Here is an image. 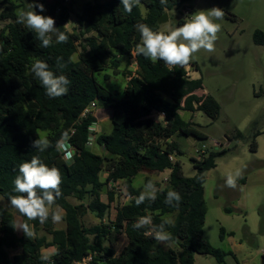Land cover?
Here are the masks:
<instances>
[{
    "label": "trees",
    "instance_id": "obj_1",
    "mask_svg": "<svg viewBox=\"0 0 264 264\" xmlns=\"http://www.w3.org/2000/svg\"><path fill=\"white\" fill-rule=\"evenodd\" d=\"M52 1L50 12L45 16L54 18L57 28L68 35V40L60 44L53 41L48 48L40 47L32 30L17 23L19 6L13 0L0 2V22H4L0 29V197L8 201L9 196L19 195L13 191L19 165L38 156L61 173L62 195L56 206L65 213L66 228L55 229L51 218L41 224L20 215L33 228L36 237L19 236L13 227L14 215L0 205V264H75L86 258L91 259L89 264H194L196 254L212 256L217 264H224L225 257L234 254L214 248L204 238L207 214L204 185L205 173L215 169L217 160L229 149L206 151L201 159H193L196 174L189 178L174 160L182 151L172 141L176 135L205 139L192 121L182 118L181 112H201L215 121L221 106L212 95L199 94L204 90L202 77L191 80L186 76L188 65L199 72L197 63L170 68L162 61L153 63L136 54V45L140 43L137 23L159 31V17L192 0H167L164 5L160 0H141L145 15L140 6L134 7L131 14L125 12L120 0L87 3L76 14L77 26L72 32L64 27L72 10L64 0ZM184 23L179 20L178 26ZM253 40L257 45H264V33L255 31ZM76 54L78 59L74 60ZM57 57H63L65 67H57ZM36 59L46 62L56 75L63 74L71 81L66 95L47 97L40 81L30 71ZM122 59L128 64L134 60L135 73L120 70ZM108 69L129 78L120 99L119 92L109 91L97 79L101 75L109 80L110 75L104 73ZM92 102L98 108L111 109L112 131L96 137L103 155L93 153L88 145L89 129L97 122L96 117L82 118ZM154 112L164 114V119H154ZM256 124L257 121L253 123ZM64 133L68 134L75 151L72 161H65L55 147ZM37 134L47 135L52 144L45 152H38L32 146ZM261 134L258 131L250 139L238 131L230 139L251 141L250 150L257 152L256 140ZM166 170H170L168 186L162 189L155 184L159 188L156 199L136 206L135 199L143 189L134 186V178L141 172ZM103 172L107 173L105 181L100 178ZM118 181L125 184L131 199L118 206L115 217L110 219L115 192H108L107 201H103L102 193L110 183ZM237 181L244 184L246 177ZM173 190L182 197L178 208L164 202L166 194ZM87 197L91 199L88 209L101 220L92 227L83 224L80 206L69 201V198L83 201ZM172 214L174 221L166 226L171 233L167 245L162 246L146 236V229L133 228L139 217L150 216L158 225ZM41 230L45 235L39 237ZM122 234L127 244L118 253L116 246ZM224 235L221 229V237ZM47 236L51 238L49 242ZM170 244H175L177 249L170 248ZM50 247L55 248L50 261L41 260L42 249ZM18 248L21 253L10 257L8 251Z\"/></svg>",
    "mask_w": 264,
    "mask_h": 264
},
{
    "label": "rangeland",
    "instance_id": "obj_2",
    "mask_svg": "<svg viewBox=\"0 0 264 264\" xmlns=\"http://www.w3.org/2000/svg\"><path fill=\"white\" fill-rule=\"evenodd\" d=\"M13 1L19 6L18 9L25 10H28V5L32 2V0ZM107 1L109 0H64L63 3L73 12L64 27L70 32L73 31L77 26L76 14L81 12L85 4ZM37 2L43 3L45 8L43 13L47 15L53 1L37 0ZM185 6L192 9L191 15L198 10H208L213 7L224 10L223 19L215 21L221 25L214 45L215 50L213 52L200 50L190 60V63H197L198 76L203 79V89L218 101L221 112L215 121L201 112L194 114L182 112L183 119L192 121L205 139L174 136L172 141L176 142L182 151V155L174 159L182 166L184 176L190 178L196 174L193 159H201L206 151L229 149L225 156L217 160V167L205 173L204 200L207 214L203 228L204 238L214 248L234 254V256H226L224 264H262L264 257V45L255 44L253 35L257 30L264 33V0H192L180 8L169 11L168 21L160 25L158 32L167 33L179 27V20L186 21L183 14ZM140 9L145 15V6H140ZM1 10L0 5V13ZM3 25L4 22H0V29ZM73 59L77 60L78 54L74 55ZM135 66L133 61L129 64L125 62V68L120 70L127 69L135 73ZM104 73L110 75L109 80H105L101 75H97V79L109 91L119 92L118 99H120L127 86L126 78L122 74L115 75L111 69ZM256 121L257 124L253 125ZM96 131L97 134L111 132L112 122L98 123ZM238 131L250 139L258 131L262 132L256 140L257 152L250 150L251 141L230 139ZM91 151L98 155L104 154L97 143L92 144ZM237 170L242 173L238 180L246 177L245 183L237 181L236 188L227 187L225 183L227 175ZM166 177L165 173L152 175L141 172L134 178V186L143 189L146 179L150 178V181L164 189L168 186ZM101 179L105 181L103 175ZM118 186L119 188L114 190L106 187L102 193L103 201H107L108 192H115L114 203L111 205L108 217L110 219L115 217L118 206L129 202L128 194L121 189L125 184L121 182ZM69 201L80 206L79 215L86 227L101 222L88 209L91 201L89 197L83 201L69 198ZM0 205L14 215L16 224L24 222L17 210L10 207L8 201L2 197H0ZM61 215L62 221L54 223V228L58 230L66 227L63 210ZM166 217L174 221L175 215ZM108 221L109 219L106 218L105 222ZM221 229H224V238L221 237ZM17 232L20 236H25L22 230L17 229ZM44 234L43 230L39 233L40 236ZM47 239L51 240L50 237ZM126 244L127 238L122 234L116 246L117 252L119 253ZM169 247L177 249L175 244H170ZM17 252L18 250H13L10 254ZM194 264H217V262L212 256L196 254Z\"/></svg>",
    "mask_w": 264,
    "mask_h": 264
},
{
    "label": "clouds",
    "instance_id": "obj_3",
    "mask_svg": "<svg viewBox=\"0 0 264 264\" xmlns=\"http://www.w3.org/2000/svg\"><path fill=\"white\" fill-rule=\"evenodd\" d=\"M161 4L167 3V0H160ZM125 12L131 14L136 6H141V0H120ZM39 9V12L35 11ZM45 11L43 3L32 0L28 5V10L23 8L16 10L17 23L24 24L35 34V38L40 41V47L48 48L52 42L57 44L66 43L68 35L55 26L54 18L40 13ZM224 10L219 7H213L208 10H198L191 15V19L183 25L170 30L167 33L153 31L147 24L137 23L136 31L140 34V43L136 45V54L142 55L151 62L162 61L170 68L183 67L192 59L193 55L200 50L213 52L217 40V34L221 25L216 20H222ZM58 68L65 67L63 57L56 58ZM30 71L37 78L45 94L49 99L64 96L69 91L71 81L63 74L56 75L49 69V65L36 59L31 65ZM92 131V128L89 129ZM38 138L32 142V146L38 152H45L52 146L50 140L45 134H37ZM93 137H88L89 147L93 144ZM56 150L62 153L65 161H72L75 151L69 143V136L64 133L55 144ZM240 170L229 173L226 177V186L229 188L237 187V180L241 178ZM62 176L58 168L49 167L38 156H32L30 161L22 162L18 168L13 183L15 193L8 198L10 207L25 217L27 221H39L44 224L50 218L53 223L62 221V209L56 206V201L61 197ZM158 189L152 181H148L143 186V191L135 199L136 206H140L145 201H154ZM182 200L181 195L176 191H169L165 197V203L171 207L178 208ZM55 207V210L54 209ZM173 221L165 217L160 224H154L150 216L139 217L133 223L134 229H146L145 235L151 236L156 241L167 245L171 240V233L166 230V226L171 225ZM22 230L27 238L33 236L30 225L27 222L18 223L13 226ZM50 256L45 254L41 260L50 261Z\"/></svg>",
    "mask_w": 264,
    "mask_h": 264
},
{
    "label": "built area",
    "instance_id": "obj_4",
    "mask_svg": "<svg viewBox=\"0 0 264 264\" xmlns=\"http://www.w3.org/2000/svg\"><path fill=\"white\" fill-rule=\"evenodd\" d=\"M191 12H192V9L190 8V7H187V6H185L184 7V9H183V14H184V16H185V18H186V22H188L190 19H191ZM185 71H186V76L189 78V79H191V80H194L195 78H194V74H195V70H194V68L192 67V66H190V65H188V66H186V69H185ZM99 108H98V106H97V104H96V102H92L91 104H90V106L83 112V114H82V118H86L88 115H93V116H95L96 117V112H97V110H98ZM163 116H164V114H162ZM91 128H92V131H90L91 132V135L90 136H92L93 138H95V136H96V123H94L92 126H91ZM93 141H94V139H93ZM202 149V148H201ZM199 152V151H198ZM165 181H168V178L167 179H165ZM121 183V181H118V182H112V183H110L109 184V188H110V190H114V189H117V188H119V186H118V184H120ZM118 186V187H117ZM126 194H128L127 193V189H126V187H122L121 188ZM127 199L128 200H130L131 199V196L128 194L127 195ZM90 258H86V259H84L83 261H81V262H76L75 264H89V262H90Z\"/></svg>",
    "mask_w": 264,
    "mask_h": 264
},
{
    "label": "crops",
    "instance_id": "obj_5",
    "mask_svg": "<svg viewBox=\"0 0 264 264\" xmlns=\"http://www.w3.org/2000/svg\"><path fill=\"white\" fill-rule=\"evenodd\" d=\"M125 60L124 59H122V64H121V67L120 68H125ZM135 70L137 69V65L135 66V68H134ZM194 78L195 79H199L200 77L198 76V72H195V74H194ZM126 80H127V82H128V80H129V78H126ZM199 93H201V94H207L204 90L203 91H200ZM100 110H105V111H107V112H110V116H108V117H105V118H103V119H100V120H97V122H96V125L98 124V123H106V121H111V109L110 108H107V109H102V108H99L98 110H97V112L98 111H100ZM97 112H96V114H97ZM182 113V112H181ZM180 113V114H181ZM152 117L154 118V119H156V120H158V121H162L163 119H164V116L162 115V114H160V113H157V112H154V113H152ZM183 118V117H182ZM186 121V120H185ZM112 122V121H111ZM110 132L109 131H107V132H104L103 134H109ZM97 135H99V134H97V131H96V136H95V138H94V141H93V143H96V137H97ZM92 148V146L90 147V149ZM174 160H176V159H174ZM162 173H165V174H167V177L166 178H169V175H170V170H166L165 172H162ZM155 174H161V173H158V172H155V173H152V175H155ZM101 175H103L104 176V179H106V177H107V173L106 172H103V173H101ZM101 175H100V178H101ZM150 179V178H149ZM101 181H103L102 179H101ZM15 222H16V220H15ZM17 225V224H16ZM31 228V230L34 232V230H33V228L32 227H30ZM66 228V227H65ZM60 230H62V229H60ZM18 233V232H17ZM40 233V232H39ZM39 233H38V236L39 237H41L40 235H39ZM19 235V234H18ZM34 235V237L33 236H31L30 238H32V239H34L35 237H36V234L34 233L33 234ZM45 235V234H44ZM20 236V235H19ZM43 236V235H42ZM48 237H50V236H47V238ZM48 240V239H47ZM50 240H48V242H49ZM18 250V252L16 253V254H10V251H13V250H9L8 252H9V256L10 257H13V256H15V255H17V254H19V253H21V249L20 248H18V249H15L14 251H17ZM43 255H45V254H47V255H49L50 257L55 253V248L54 247H50V248H43L42 249V252H41Z\"/></svg>",
    "mask_w": 264,
    "mask_h": 264
},
{
    "label": "water",
    "instance_id": "obj_6",
    "mask_svg": "<svg viewBox=\"0 0 264 264\" xmlns=\"http://www.w3.org/2000/svg\"><path fill=\"white\" fill-rule=\"evenodd\" d=\"M167 21H168V13H165L161 17L158 18V24L159 25H162V24H164ZM55 26L57 27V22H55ZM133 62H134V60H133ZM108 116H110L109 112H107L105 110H100L96 114V119L100 120V119H103V118L108 117ZM200 147H201V145H199V148ZM79 214H80V209H79ZM161 245L164 246L163 243H161ZM262 264H264V257L262 259Z\"/></svg>",
    "mask_w": 264,
    "mask_h": 264
}]
</instances>
